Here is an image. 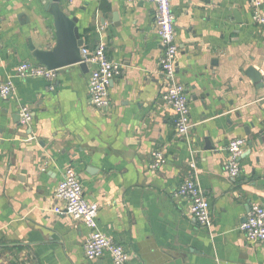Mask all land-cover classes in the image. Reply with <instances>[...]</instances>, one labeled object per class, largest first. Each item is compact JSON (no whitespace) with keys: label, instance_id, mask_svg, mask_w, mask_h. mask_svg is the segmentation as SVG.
Wrapping results in <instances>:
<instances>
[{"label":"crops","instance_id":"0c3cea01","mask_svg":"<svg viewBox=\"0 0 264 264\" xmlns=\"http://www.w3.org/2000/svg\"><path fill=\"white\" fill-rule=\"evenodd\" d=\"M47 0H0V85L15 92L0 100V264H113L109 253L85 255L91 229L55 214V189L68 168L85 199L100 207L98 227L130 252L128 264H264V244L240 230L254 205L264 206V0H173L175 78L185 86L191 129L178 134L162 99L163 53L156 5L129 0H59L84 47L103 42L120 71L110 105L89 97L92 68L58 70L50 83L20 78L24 62L38 64L29 46L57 42ZM257 4H259L257 6ZM263 80L245 75L247 64ZM33 113L23 125L21 108ZM246 139L241 174L225 172L229 143ZM165 162L153 167V153ZM197 163L198 184L213 225L189 215L176 190Z\"/></svg>","mask_w":264,"mask_h":264},{"label":"built area","instance_id":"2783aa9c","mask_svg":"<svg viewBox=\"0 0 264 264\" xmlns=\"http://www.w3.org/2000/svg\"><path fill=\"white\" fill-rule=\"evenodd\" d=\"M73 1V0H70ZM143 1L156 5L155 26L163 53L159 60L160 70L165 81L162 99L168 103L175 114V124L181 137L187 136L190 129L189 98L186 88L175 78L179 47L176 43V16L173 12V0H129ZM259 4H257L258 6ZM257 20L264 25V16L256 15ZM82 62L92 68L89 79V97L92 104L98 109L108 108L110 105L109 88L120 67L107 55V47L101 42L94 49H81ZM20 78H43L53 83L58 78V70H49L40 64L31 62L22 63L16 70ZM15 83L12 77L0 85V100L7 99L15 92ZM21 122L29 125L33 113L28 107H22ZM246 139L237 138L228 145V156L225 172L237 178L241 174L240 157L243 154ZM165 162L161 151L153 153V167L159 168ZM191 173L176 190V195L190 200L189 215L205 228L213 225L212 211L207 197L201 190L197 180V163H191ZM55 214L83 221L90 229L91 234L84 244L85 255L89 260H96L105 253H109L113 264H128L131 254L127 249L116 243L112 238L99 230L98 217L100 207L85 199L84 189L76 171L68 168L63 179L55 189ZM240 230L250 243L264 244V206L254 205L247 220L240 226Z\"/></svg>","mask_w":264,"mask_h":264},{"label":"water","instance_id":"95a60500","mask_svg":"<svg viewBox=\"0 0 264 264\" xmlns=\"http://www.w3.org/2000/svg\"><path fill=\"white\" fill-rule=\"evenodd\" d=\"M58 3L59 0H47L45 2L54 18L56 45L51 50L36 48L33 45H30L29 48L38 64L49 70H60L74 65H79L81 69H85L87 65L82 62L81 55L84 41L81 39L76 26L77 19L70 18ZM245 75L256 84H260L263 80L260 71L256 70L250 63L247 64Z\"/></svg>","mask_w":264,"mask_h":264}]
</instances>
